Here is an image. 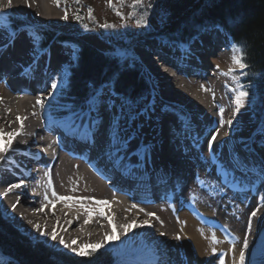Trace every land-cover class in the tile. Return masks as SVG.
Here are the masks:
<instances>
[{"label":"bare ground","instance_id":"6f19581e","mask_svg":"<svg viewBox=\"0 0 264 264\" xmlns=\"http://www.w3.org/2000/svg\"><path fill=\"white\" fill-rule=\"evenodd\" d=\"M6 4L7 0H0V8L6 13L22 14L29 23L47 16H58L55 0H28L27 4L24 0H12L10 8L5 7ZM192 44L200 49L190 48L196 51L194 55L188 50H169L172 54L180 51L177 56L180 62L172 60V56H167L160 47L138 44L137 55L148 70L158 94L160 91L163 93L159 96V120L155 122L152 119L144 126L137 122L142 131L138 141L133 142L132 150L138 146L143 150L146 146L150 151L148 162L136 157L141 167L131 170L127 161L117 163L115 158L102 153L98 146L93 147L90 142L86 145L80 133L73 135L76 137L73 151L84 150L82 156H71L54 138L58 125L49 111L48 93L52 81H60L61 74L64 76L62 67L66 66V52L53 51L50 62L45 56L38 66L33 64L32 70L25 72L31 47L28 41L20 37L14 47L7 50L0 47V52H3L0 57V132L5 134L0 139V146L6 145L7 133L20 132L13 139L9 152L4 154L7 158L0 160V206L5 218L24 234L27 230L33 237H39L40 231L45 232L48 235L40 239H47L49 246L58 244L62 237L71 247L61 245L59 249L71 254H76L85 245L104 241L107 235V242L100 249L112 250L114 255L128 261L125 264H154L157 259L161 264H220L221 255L223 264H238L248 217L256 211L248 239L249 248L257 254L246 250L244 264H249V259L253 258L257 260L256 264H264V201L261 200L264 178L252 169L254 162L264 159L260 151L264 145L259 140L258 150L254 152L234 145V141L241 145L245 141L243 136L250 133L246 107L233 121L232 129H235L236 136H231L230 131H222V128L227 129V121L235 107L231 91L234 87L231 85H234L233 78L237 72L225 34L217 28L207 27L194 36ZM38 98L43 100L44 108L36 105ZM169 107L175 110L169 111ZM220 108L224 109L223 127L219 125ZM17 117L23 118L22 129ZM70 126L63 127L65 139L72 135ZM216 128L219 132L213 151L208 148L207 139L210 138L209 130ZM171 135H174V153L169 156L164 147L167 151L171 147ZM241 138L242 143L239 142ZM225 144L234 150L232 154L226 153ZM205 146L206 162L210 153L212 157L207 165H203V170L205 168L210 178L216 177L223 189L210 193L207 203L209 207L211 200L214 202V211L206 208L199 195L192 194L184 200L193 188L195 178L191 177V170L194 162L199 161L198 152ZM217 152L223 158H216L213 163ZM226 161L230 162V167L233 163L234 168L224 172ZM28 162H31L29 167L26 166ZM91 165L105 172L111 185L96 176L90 169ZM120 168L126 171L122 176L117 175ZM21 181L22 189H13L5 195L10 184ZM53 191L57 196L72 199L57 200L52 195ZM17 195H20L19 202ZM96 200L108 203L97 205ZM14 203L15 209L12 207ZM41 208L43 211H39ZM85 208L93 212L88 224L84 223L88 218ZM101 208L104 217L97 211ZM163 209L168 213L170 209L172 225L164 223L169 219L162 213ZM242 212L246 213L247 219L241 225V232L235 231L231 239L226 235L225 227L222 232L210 224L212 219L231 229ZM147 213L154 215L149 217ZM145 220L148 225L143 224ZM36 224L39 229L34 227ZM125 224L132 225L127 232L120 227ZM53 230L57 233L56 241L50 239ZM110 233L118 235V238L108 235ZM177 234L180 240L174 238ZM73 240L75 244H72Z\"/></svg>","mask_w":264,"mask_h":264},{"label":"trees","instance_id":"16d2710c","mask_svg":"<svg viewBox=\"0 0 264 264\" xmlns=\"http://www.w3.org/2000/svg\"><path fill=\"white\" fill-rule=\"evenodd\" d=\"M160 5L161 13L167 16L166 23L159 22L157 30L131 35L132 38L161 36L177 43H187L201 28L219 25L235 48L240 49L238 54L248 65L243 70L242 83L253 86L250 94L255 106L264 110V0H160ZM11 24L16 28L20 23L12 19ZM37 34L44 47L58 39L70 42L78 49V62L69 68L67 87L63 91L66 109L61 112L84 105L92 91L88 85L91 83L96 88L109 78H115V90L132 103L149 92L147 81L136 63L124 66L86 42L56 35L47 28L37 29ZM0 251L8 257L5 264H107L112 260L107 253L97 252L91 257L72 256L53 251L43 243L33 246L1 215Z\"/></svg>","mask_w":264,"mask_h":264},{"label":"snow or ice","instance_id":"6c2138e0","mask_svg":"<svg viewBox=\"0 0 264 264\" xmlns=\"http://www.w3.org/2000/svg\"><path fill=\"white\" fill-rule=\"evenodd\" d=\"M25 4L28 3V0H24ZM57 5H59L60 0H55ZM78 2V0H77ZM111 0H109V4ZM12 6V0H7V4L5 7L10 8ZM143 6L141 19L136 20V24L138 26H147L149 25V18L153 15H156L155 10L160 8V0H149V2L145 5L144 0H132V7L135 10L137 7ZM117 15H121L117 12ZM92 13L91 9H89V18L91 19ZM123 19V16L121 15ZM63 19H68L67 10H65V14ZM75 19L79 20L80 16L76 14ZM12 16L9 13H6L4 9L0 8V47H3L5 50L8 48L14 47L18 39H20L21 35L27 39L28 43L31 45L28 51V68L25 69V72L32 70V65H39L40 59L47 56L48 61L50 62L51 59V49L50 47H44L41 43V36H39L35 31H23L22 29L13 28L11 26ZM167 16H161L160 22L166 23ZM86 27V26H85ZM102 28H112L115 27L114 25L109 24H102L100 25ZM203 27V26H202ZM215 28L219 29V25H215ZM240 51V49H237ZM78 49L73 48L71 49V56L73 62H78ZM3 56V52H0V57ZM232 62L239 67L241 70V74H243V70L248 67L247 64L243 62V57L234 55L232 56ZM229 71H232L231 69ZM64 76L61 74V80L56 81L53 80L51 83V91L48 93V97H55L57 91H62L61 84L63 82ZM115 78H109L107 82L102 83L99 87L93 88L92 84L90 83L88 86L92 89L90 93V97L87 99L85 105L79 106L75 109L69 110L71 126L69 131L72 135H76L80 133L82 138H86L90 141L91 146L99 147L102 153H105L107 156L115 158L117 163H122L127 161V167L129 170L132 168H139L141 164L139 160L135 159L139 157L144 160L145 163L148 162L147 154L149 153L148 147H143V150L138 146L135 150H132L133 142L138 141L140 133L142 131L137 124V120L142 122L143 116L145 114H151L155 111L156 103L155 99L152 98H145L140 101L136 105L135 108L132 107L131 103H128L127 98L124 97L122 94L118 93L114 87ZM203 87V85L201 86ZM253 87L252 85L245 86L244 84H239L238 87L231 89L232 92L235 93L234 95V109L232 113V119L227 121V125L231 130L233 127V121L235 120L237 113L240 112L242 108H245L246 105L251 104L250 97V88ZM207 90V89H205ZM36 105L44 108L45 104L43 100L40 98L37 99ZM117 106L119 107V111H117ZM223 113L224 109H219L220 120L219 125L223 127L225 121L223 120ZM18 121H21V129L23 128L22 120L23 118L17 117ZM219 128L210 129L208 135L210 136L207 139V146L209 149H214V143L217 140ZM258 139L261 141V144L264 145V122H262L258 128ZM5 134L0 132V139L3 138ZM20 132H11L7 133L8 140L6 145L0 146V160L6 159L5 153H8L12 146V141L15 137L19 136ZM249 150L251 148L248 145ZM262 154H264V147L260 148ZM216 157H213V163H215ZM261 173L264 174V159L261 161ZM227 175V173H225ZM203 184V181H200ZM49 186H51V180H49ZM23 181L18 184H10L5 195L10 193L13 189H22ZM22 195V193H21ZM53 197H56L57 200H71L72 197H65V196H57L55 191L52 192ZM45 200L48 199L47 196L44 197ZM20 200V195H17V202ZM261 200L264 201V196L261 197ZM51 203V201H49ZM95 203L97 205H105L107 201L96 200ZM83 207V205H81ZM13 209L16 208V204L12 205ZM132 207H136L133 205ZM39 211H43V208L39 209ZM87 212L88 218L84 221L85 224H88L92 218V210L85 208ZM99 215L101 217L105 216L103 209H98ZM143 211V209H140ZM149 217H152L153 213H147ZM257 215L256 211H253L251 215L248 217V224L247 230L243 237L242 246L239 249V261L238 264H244L245 261V250L249 248V239L248 235L252 231V219ZM158 219V217H157ZM31 223V222H30ZM111 223V221L109 222ZM71 224V221H69ZM144 225H148V221H143ZM139 227L140 225H136ZM36 229H39V225H34ZM124 232L130 230L132 225H121L120 226ZM151 227V225H149ZM25 235L29 239V242L35 246L38 243H43L48 246V240H41L40 237H45L46 234L43 231H40L39 237H33L31 233L25 230ZM108 235H116V234H108ZM161 236L165 235L164 233H160ZM118 238V235H116ZM176 240H180L181 237L177 234L174 237ZM50 239L52 241L57 240V233L55 230L50 235ZM108 236H105V240L97 243V244H90L85 245L84 248L80 249L76 252L79 256H93L98 249L103 248L105 243L107 242ZM215 239V238H213ZM76 241L73 240L72 244H75ZM63 246L64 248H70L71 245L67 244L64 239L61 237L59 239L58 244L51 245V249L55 251L59 248V246ZM85 249H90V251H85ZM73 251H76L73 249ZM215 253V249L212 250ZM231 251V250H230ZM220 264H223V255L219 257ZM154 264H161V261L157 259Z\"/></svg>","mask_w":264,"mask_h":264},{"label":"rangeland","instance_id":"374dc122","mask_svg":"<svg viewBox=\"0 0 264 264\" xmlns=\"http://www.w3.org/2000/svg\"><path fill=\"white\" fill-rule=\"evenodd\" d=\"M149 2V0H144V4L146 5ZM57 5V3H56ZM57 11H58V16L56 17H50L47 16L46 18H43L41 20H37L35 22H30L27 20L26 16L22 14H14L11 13L12 19L18 20L19 23L21 24L17 29H23L27 28L31 31H35L37 33V29L39 28H47L53 31L57 35H65L71 38L79 39L83 42H86L87 44L91 45L98 51H100L102 54L109 58H114L117 59V61L124 66H127L131 63H136L139 67L140 74L146 79L147 85L150 89V92L147 94V96L140 98L135 101V103L130 102L128 99V103H131L132 107L135 108L138 103H140L141 100L145 98H154L156 107L155 111L152 112L151 114H145L143 116L142 122L140 120H137L138 123L141 124V126H144L146 123L151 122L152 119L157 122L160 118L159 115L160 112L158 113V110L160 109V102H159V96L163 93L160 91V95L158 94L157 88L153 85L151 82L150 74L146 67L143 65L141 58L137 55V48L139 43H145L148 44V40L144 42V38H137L133 39L131 35H139L140 33H147V31H154L160 22V17L163 16L164 14L161 13L160 8H157L155 10L156 15H153L149 18V25L147 26H138L136 24V20L141 19V14H142V9L143 6L137 7L135 10L132 7V0H111V3L109 4V0H60L59 5H57ZM89 9H91L92 17L91 19L89 18ZM65 10H67L68 13V19L65 20L63 19V16L65 14ZM117 12H119L122 16L123 19L121 18V15H117ZM76 14L80 16V19L77 20L75 19ZM153 21H155L153 23ZM11 23V22H10ZM152 23V24H150ZM102 24H109V25H114L115 27L112 28H102L100 25ZM86 26V27H85ZM157 30V29H156ZM21 38L25 39L23 35H21ZM117 42H120L118 44ZM126 44L129 47L126 48L123 45ZM48 47H50L51 52H55L57 50L64 51L67 53L66 57L64 58V61L66 62V66H63V71H64V79H63V84H61L62 91H57L55 94V97H49V111L52 113L54 116L55 114L58 115L59 111H63L66 109V105L64 106V101L65 97L63 96V91L67 87V78H68V73H69V68L73 66V60L71 56V49L76 48L74 45L67 43V42H61V41H54L52 40ZM47 48V47H46ZM231 48V47H230ZM232 49V54L238 55L239 52L237 51V48L234 46L231 48ZM234 64V63H233ZM236 68V76L233 78V86L231 87L236 88L238 87L239 84L242 83V74L241 70L237 65H235ZM233 98L234 100V95L235 93L233 92ZM125 97V96H124ZM127 98V97H126ZM249 99L251 100V104L246 105L247 111V124L248 128L250 129L249 134H245L243 136L244 142H247V144L253 143L252 148L253 151L258 150V145L257 143L259 142L258 136V128L260 126V121H264V110L260 109L258 110L255 106V102L253 97L250 94ZM159 103V104H157ZM68 105V104H67ZM64 106V107H63ZM166 107V106H164ZM157 109V111H156ZM175 110L174 107H169V111ZM258 110V112H257ZM154 113V114H153ZM232 114V113H231ZM231 114H228L230 116ZM157 115V116H156ZM152 117V118H150ZM245 117V116H244ZM233 117L231 116L230 119ZM263 119V120H262ZM147 121V122H146ZM222 131H230L231 136H236L235 129H229L227 125V129L222 128ZM235 133V134H234ZM243 138L239 140L240 143H242ZM144 141V140H143ZM226 145V153H233L234 150L229 148L227 144ZM234 145L241 146L238 142L235 143ZM205 147H201V151L198 152V162H194L193 168L191 170V177L195 178V182H200L203 181L204 184H192L193 185V190L191 189L190 192H187L188 195H185L186 200L188 196L194 195L197 196L199 195L201 197V202L205 205H207V209L210 211H214L215 205L214 202L211 200V203L209 204L207 201L210 199V193L213 192H219L218 190H223L222 187L219 185V182L216 177L210 178V175L206 173V170L204 168L203 170V165H207L208 162L210 161L212 157V153H210V158L206 162V150L204 151ZM238 148V147H237ZM248 149V148H246ZM215 157L218 159H222L223 155L220 152H217L215 154ZM201 159V160H200ZM203 163V164H202ZM229 161H226L224 163L223 168L228 169L229 168H234L231 164V167L229 166ZM236 166V165H235ZM236 169V167H235ZM234 169V170H235ZM227 170H224L226 172ZM195 185V187H194ZM198 185H201L203 189H201ZM186 189L187 186H186ZM218 189V190H217ZM203 197V198H202ZM205 197V198H204ZM194 201V200H192ZM195 202V201H194ZM163 214L165 217H168V221H164L165 224L172 225V221L169 218L170 215V209L169 213L167 212L166 209L162 210ZM244 213V214H243ZM241 214V213H240ZM239 214V217L237 220H235L236 223L232 224L231 230L233 233L236 232H241V225L243 226L244 220L246 218V213L242 212L241 216ZM0 215L1 217L8 223L10 226H12L14 229H16L21 235H24L26 238L27 236L21 232L19 229H17L13 224L5 218L3 215V209L0 206ZM240 218V219H239ZM247 219V218H246ZM234 228V229H233ZM236 231V232H235ZM42 240V239H41ZM45 245V244H44ZM49 249H51V246H47ZM52 250V249H51ZM55 251H60L69 255L73 256H79L77 254H71L63 249H56ZM85 251H90V249H86ZM99 253H107L109 257L112 259L110 264H118L124 262L127 263L128 261H124L121 257H118L117 255H114L115 253L112 250H102L98 249ZM96 252V253H97ZM6 256L0 254V260L1 263L6 260Z\"/></svg>","mask_w":264,"mask_h":264}]
</instances>
